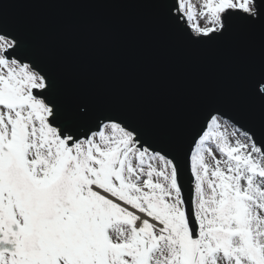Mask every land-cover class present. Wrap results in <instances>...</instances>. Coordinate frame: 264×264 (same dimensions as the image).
Returning a JSON list of instances; mask_svg holds the SVG:
<instances>
[{"label":"snow or ice","instance_id":"6c2138e0","mask_svg":"<svg viewBox=\"0 0 264 264\" xmlns=\"http://www.w3.org/2000/svg\"><path fill=\"white\" fill-rule=\"evenodd\" d=\"M9 2L0 264H264V139L217 112L190 139L159 145L94 98L63 96L44 54L5 25ZM130 2L193 45L256 37L264 100V0ZM257 119L264 128V105Z\"/></svg>","mask_w":264,"mask_h":264},{"label":"water","instance_id":"95a60500","mask_svg":"<svg viewBox=\"0 0 264 264\" xmlns=\"http://www.w3.org/2000/svg\"><path fill=\"white\" fill-rule=\"evenodd\" d=\"M4 23L44 54L63 96L94 98L159 145L217 112L264 139L256 37L193 45L130 0H10Z\"/></svg>","mask_w":264,"mask_h":264},{"label":"rangeland","instance_id":"374dc122","mask_svg":"<svg viewBox=\"0 0 264 264\" xmlns=\"http://www.w3.org/2000/svg\"><path fill=\"white\" fill-rule=\"evenodd\" d=\"M192 3L197 5V7H199V0H192ZM228 131L231 132L232 128H229Z\"/></svg>","mask_w":264,"mask_h":264}]
</instances>
